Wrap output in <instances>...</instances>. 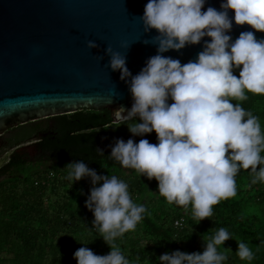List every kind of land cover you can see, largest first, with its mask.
<instances>
[{
	"label": "clouds",
	"instance_id": "clouds-1",
	"mask_svg": "<svg viewBox=\"0 0 264 264\" xmlns=\"http://www.w3.org/2000/svg\"><path fill=\"white\" fill-rule=\"evenodd\" d=\"M205 3L148 0L139 18L145 33L157 30V35L144 41L157 45V54L148 58L136 75L127 67L125 54L111 46L105 49L110 57L108 67L121 72L120 78L128 84L133 98L130 109L122 107L114 112L116 127L127 124L131 133L141 136L155 131L158 139V143L146 138L136 143L119 138L110 145V157L149 180L155 178L159 195L185 210L190 206L199 222L212 217L213 206L221 200L236 196L235 178L241 169H251L249 186L264 182L260 118L240 103H232L247 100L248 92L264 94V38L243 31L233 41L228 34L233 20L264 32V0H222L220 10L209 6L202 11ZM232 10L234 17L229 15ZM206 36L211 41L204 40L195 61L182 65L179 59L163 55L199 44ZM87 47L99 45L88 40ZM234 69H240L239 78ZM65 168L66 178L73 183L91 178L93 187L85 206L94 213V227L111 247L106 255L80 247L73 254L78 264H135L115 240L136 229L146 206L133 202L128 183L116 175L98 174L83 160L70 162ZM229 238V231L220 227L205 241L202 253L165 252L158 257L159 264H223L227 256L218 246ZM236 254L241 260L255 258L243 241H238Z\"/></svg>",
	"mask_w": 264,
	"mask_h": 264
},
{
	"label": "trees",
	"instance_id": "trees-1",
	"mask_svg": "<svg viewBox=\"0 0 264 264\" xmlns=\"http://www.w3.org/2000/svg\"><path fill=\"white\" fill-rule=\"evenodd\" d=\"M247 96V100L236 103L251 110L264 126V94L248 92ZM172 102L169 98V103ZM136 121L140 122V118L136 117ZM110 126L116 127L110 109L84 108L11 129L13 134L4 138L5 144L0 148V158L6 152L15 150L0 168V264L3 258L8 257L7 264H78L73 254L85 246L97 255L110 253L111 247L98 231H93L97 230L93 224L94 213L85 206L93 185L83 193L79 189V181H69L58 166H51L58 170L57 174L51 167L36 172L29 168L34 162L41 165L80 160L97 172L108 169L110 176L116 175L128 183L133 202L146 206L147 211L141 220L144 231L161 243L163 253L175 250L202 253L205 241L224 227L232 238L218 246V250L227 256L223 264H264V182L249 186L251 169H241L235 178L237 189L240 180L247 181V199L237 202L227 200L214 205L213 216L203 219V225H199L193 216L188 220L182 215H177L172 225L159 223L153 217L150 206L135 201L136 196L143 198L145 192L151 191V182L158 181L153 178L149 183L146 181L148 178L135 169L124 168L110 157L111 151L102 149L104 154L99 152L107 138L104 135L110 129H98ZM119 127L123 128L125 137L136 143L145 138L150 143H158L155 131L141 136L131 133L127 124ZM32 141L37 148L35 159L21 150L24 144ZM48 177L53 178L52 182H47ZM180 217H185V225L177 228L174 220ZM189 224L198 232H185ZM64 236L67 239H63ZM199 238H203L201 243ZM238 241L248 244L255 254L253 260L238 257ZM150 254L146 248L131 250V256L137 261L159 264L161 254L153 260Z\"/></svg>",
	"mask_w": 264,
	"mask_h": 264
},
{
	"label": "water",
	"instance_id": "water-1",
	"mask_svg": "<svg viewBox=\"0 0 264 264\" xmlns=\"http://www.w3.org/2000/svg\"><path fill=\"white\" fill-rule=\"evenodd\" d=\"M148 0H0V142L9 128L78 110L130 109L132 94L121 72L108 67L111 46L127 57V67L138 74L157 45L148 43L157 30L144 32L142 16ZM222 0H206L202 11L220 10ZM234 17V10L229 12ZM264 32L248 24L228 33ZM94 40L98 48L89 49ZM204 40L163 53L181 64L195 61ZM126 114V113H125ZM52 121L50 120V124Z\"/></svg>",
	"mask_w": 264,
	"mask_h": 264
},
{
	"label": "rangeland",
	"instance_id": "rangeland-1",
	"mask_svg": "<svg viewBox=\"0 0 264 264\" xmlns=\"http://www.w3.org/2000/svg\"><path fill=\"white\" fill-rule=\"evenodd\" d=\"M239 71H240V69H234L233 70L234 74L237 75L238 78H239ZM237 101L238 100H234V101H232V103L234 104ZM261 127H262V130H264L263 129L264 126L262 124H261ZM106 129H110L109 133H111V134L107 133L104 135L107 138L104 141V143L100 146L101 149L111 151L110 145H114L116 140L119 138H122L125 140V142H127L128 138L123 135V131H124L123 128L110 126L109 128H99L98 130H106ZM21 150L29 153V155L32 159H35V156L37 155V148L34 146V144L26 143L21 147ZM14 151L15 150L12 149V150L6 152L0 158V168L8 161L10 155ZM68 163H70V162L69 161H65V162H61V163L60 162H53V163L47 162V163L40 165L37 162H34V163H31L29 165V168L31 169L32 172H36L38 170L50 169L51 166H53V167L58 166L60 171L62 173H66V175H67L68 169L65 167ZM51 169L54 170L55 168L51 167ZM57 173H58V170L55 169V174H57ZM97 173L110 176L108 169H106L103 172H97ZM48 178H49V180H47V182H52L53 178H50V177H48ZM146 181L149 182L150 180L146 179ZM102 183L103 182L101 181L96 186H99ZM79 184H80L79 189L82 192L86 191L89 187H92L91 178L90 177H84V178L79 180ZM150 184H151L150 185L151 191L149 190V191L145 192V195L143 196V198H141L142 196L141 197L136 196L135 201L136 202H143L146 205L150 206V208L152 209L153 217L155 219H157L159 223H164L166 225H172V221L177 215L185 216L186 218H188V220L191 219L192 212H191L190 206L187 210H185V208L183 206H179V205H176L174 203L169 204L166 201L165 197L159 195V193H158V182H151ZM247 187H248L247 181L246 180H240L238 182V189H237L236 196L228 198L227 200H229V202H237V201H240V199H242V198L247 199V192H246ZM227 200H221L219 203H223ZM203 224H204V222L201 220L199 222V225H203ZM93 231L97 232V230H94V229H93ZM185 232H198V231H197L196 227L190 225V226H188V229ZM203 238H199V243L202 242ZM63 239H67V237L64 236ZM115 243L121 247L126 258L129 259L130 262H135V264H154V263L152 261L140 262L139 260L137 261L136 259H134L131 256V250L133 248H136V249L146 248L149 252H151V254H150L151 260H153L156 256H158L164 252L163 250L160 249V247H162L161 243L158 241H155L150 235H147L145 233L144 228H143V223L141 221L137 224L136 229L134 231L126 232L123 236L117 237L115 240ZM202 246H203V244H202ZM202 246H201V248H202ZM202 249H204V247ZM8 258H3L1 264H7Z\"/></svg>",
	"mask_w": 264,
	"mask_h": 264
},
{
	"label": "built area",
	"instance_id": "built-area-1",
	"mask_svg": "<svg viewBox=\"0 0 264 264\" xmlns=\"http://www.w3.org/2000/svg\"><path fill=\"white\" fill-rule=\"evenodd\" d=\"M53 174V173H52ZM177 221H179V224H177ZM174 225L177 227V228H181L185 225V217H180V218H176L174 220Z\"/></svg>",
	"mask_w": 264,
	"mask_h": 264
},
{
	"label": "flooded vegetation",
	"instance_id": "flooded-vegetation-1",
	"mask_svg": "<svg viewBox=\"0 0 264 264\" xmlns=\"http://www.w3.org/2000/svg\"><path fill=\"white\" fill-rule=\"evenodd\" d=\"M35 122V121H34ZM15 127H19V126H14V127H11V128H9L8 130H6V132L7 131H10L12 128H15ZM4 135V134H3ZM3 135H1L0 137H2ZM1 140H2V142H0V148L5 144V139H4V137L3 138H1ZM28 143H30V144H34L35 142H28Z\"/></svg>",
	"mask_w": 264,
	"mask_h": 264
}]
</instances>
